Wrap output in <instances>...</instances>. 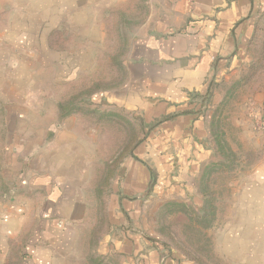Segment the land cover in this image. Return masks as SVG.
<instances>
[{
	"label": "crops",
	"instance_id": "1",
	"mask_svg": "<svg viewBox=\"0 0 264 264\" xmlns=\"http://www.w3.org/2000/svg\"><path fill=\"white\" fill-rule=\"evenodd\" d=\"M24 1L26 23L4 10L0 22V264H193L168 255L141 227L164 201L200 200V175L219 163L210 123L250 64L264 0L142 1V18L128 28L121 84L84 106L131 123L163 121L109 187L100 124L78 114L59 118L55 65L36 51L45 44L64 53L49 39L58 31L73 36L65 22L81 16L91 27L95 16L133 14L124 10L132 0ZM31 20L46 31L43 41ZM95 23L104 35L101 19ZM240 103L233 120L241 137L228 144L241 149L242 178L217 200L213 249L228 264H264V94Z\"/></svg>",
	"mask_w": 264,
	"mask_h": 264
},
{
	"label": "rangeland",
	"instance_id": "2",
	"mask_svg": "<svg viewBox=\"0 0 264 264\" xmlns=\"http://www.w3.org/2000/svg\"><path fill=\"white\" fill-rule=\"evenodd\" d=\"M142 1L132 0L128 8L124 9L125 11L135 10L133 14L124 13L120 15L113 12L108 16H95V24L101 19L104 35L99 27L94 29L93 22L90 27L87 22H82L81 16H76L75 23H70L66 27L67 23L65 22L66 25L63 26L73 36L65 31L63 33L58 31L57 33L60 35L53 34L52 38L49 39L55 50L64 53L52 52L46 49L45 44L43 47L38 48L39 51L37 50L36 54L40 55L44 65H55L53 77H57L60 84L53 87L57 88L56 92H58L60 99L76 95L78 92L90 88L92 83L99 80H101L99 81L100 84L104 85L110 84L109 82L115 83L118 80L116 75L120 74L118 72L119 68L114 66L111 58L125 55L128 28L131 24H135V20L138 22L142 18ZM24 3V0H19V2L0 0V22L4 21L2 13V10H4V12H11L15 24L23 25L26 23L24 13L26 6H24ZM6 12L5 15H7ZM260 23L248 48L250 64L247 66L245 73L231 85L226 98L221 103L220 110L214 113L213 117L215 118L210 123V138L213 145L218 149L219 163L214 164V166L208 165L200 175L196 193L200 200L195 203V196L189 195L186 200L176 198L172 201H164L160 203V206L155 209L147 221L145 220V228L141 227L146 236L158 239L175 254L193 264L229 263L225 257L218 256L213 249L216 232L220 231V228H216L215 232L214 228L217 211L216 203H218V198L226 197L228 193L226 192L227 184L240 183L242 178V160L240 159L242 156L239 154L240 151H237L241 149L236 147L232 151L228 144V142L233 141L232 146H234L235 139L241 137V132L238 134V128L235 127V121L233 120L242 107L240 102L244 99L245 94L247 96L258 92L264 94V19ZM29 26L35 39L41 33L43 41L46 31L41 30L39 24L32 20L29 22ZM89 28L91 31H89ZM31 35L34 37L33 34ZM84 37L92 41L89 42ZM31 41L35 44L33 40ZM48 76L51 75L48 74ZM99 76H102V78H99ZM47 79V86H52L51 78ZM133 119L132 123L128 122L132 125V129L124 122L119 129L125 137L131 132L134 133V131L138 137L140 136L141 120L135 117ZM104 136L106 135H100L101 142L97 148L99 151L106 152L109 157V147L106 148V145H103ZM109 138V135L105 137L106 140ZM91 167L92 172L96 170L98 161L94 160ZM230 192L233 193V187ZM150 210L148 209V211Z\"/></svg>",
	"mask_w": 264,
	"mask_h": 264
},
{
	"label": "trees",
	"instance_id": "3",
	"mask_svg": "<svg viewBox=\"0 0 264 264\" xmlns=\"http://www.w3.org/2000/svg\"><path fill=\"white\" fill-rule=\"evenodd\" d=\"M53 34L60 35L57 32H53L51 34V38ZM111 61L114 63V66H117L119 68L118 72L120 73L118 74V76L116 75V78L118 80L115 81V83L109 82L110 84L104 85V84H100L101 82L99 81L101 80L96 81L92 83V86L90 88L86 90L84 89L81 92H78V94L76 95H71L69 97L66 96L65 99H61L58 105V112L60 119L70 115H77V114L82 117L84 116L89 120L95 121L96 124H100L102 129V134L106 136L108 135L110 136V138L107 139L105 142L106 148L109 147V151H110L108 163L106 164V172H105L106 175L104 179V184L106 185V187H109V181L112 180V178H114L115 173L119 169L122 161H124V159L128 156L129 157L133 156L134 150H136V148H138L139 145L146 140L150 131H152V129H154L157 125H159L163 121V120L156 121L150 125H145L141 121L142 128L140 130L141 131L140 136L138 137L134 131V133L131 132L127 134L126 137L128 138H126L123 135V132L120 131L119 129L123 125V122L124 124L128 125L129 128L132 129V125L128 123L129 122L128 120L124 119V117L114 115L112 113H99L98 111L90 110L84 106V104L87 103L86 99H88L91 95L98 92L99 90L112 89L118 87L121 84L124 77L122 57L121 55H119L118 58H111ZM99 78H102V76H99ZM112 134H114L115 137L112 136ZM151 178L152 180L149 184V189L146 192V196L149 195L156 181V175L153 172L151 173ZM149 240L152 243L158 244L162 248V250L166 252L168 255L171 254L172 252L171 249L165 246L158 239L150 236Z\"/></svg>",
	"mask_w": 264,
	"mask_h": 264
}]
</instances>
